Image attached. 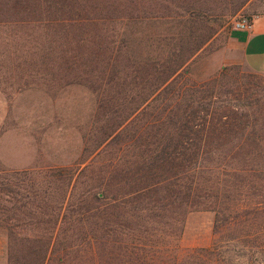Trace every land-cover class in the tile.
Masks as SVG:
<instances>
[{
    "label": "rangeland",
    "instance_id": "obj_1",
    "mask_svg": "<svg viewBox=\"0 0 264 264\" xmlns=\"http://www.w3.org/2000/svg\"><path fill=\"white\" fill-rule=\"evenodd\" d=\"M240 16H264V0H0V264L37 262L32 251H47L43 264L189 255L195 264H264V236L216 234L205 205L186 215L138 210L173 200L133 194V162L152 140L147 131L133 142L136 127L166 119L226 68L238 89L221 98L252 103L264 126V105L254 102L264 73L235 44Z\"/></svg>",
    "mask_w": 264,
    "mask_h": 264
},
{
    "label": "trees",
    "instance_id": "obj_2",
    "mask_svg": "<svg viewBox=\"0 0 264 264\" xmlns=\"http://www.w3.org/2000/svg\"><path fill=\"white\" fill-rule=\"evenodd\" d=\"M246 2L248 0H242V3ZM230 71L226 68L222 81L218 77L213 85L208 82L204 89L199 90L202 93L207 91L206 94L199 92L198 95V91H195L185 106L173 110L166 119L159 115L152 126L144 125L148 130L143 126H140L141 129L136 127L133 142L145 137L147 131L146 137L152 140L141 145L144 154L140 155L141 160L133 162V194L139 195L137 201L140 202L146 199L158 203L165 198L173 200L171 203L146 207L140 203L136 209H160L186 215L191 206L205 205L215 213L216 234L228 235L229 239L259 234L264 236V159H256L257 155L264 154L261 143L264 140V126L260 124L257 113L251 111L252 103L241 106L230 101L231 98H221L220 95L231 96L238 89L229 83ZM217 87L221 91L219 95L215 90ZM146 102L133 107V121L136 112ZM254 102L260 107L264 105V97ZM235 139L244 141L235 143ZM250 155H253L251 159ZM124 177L120 183L126 186L131 176ZM72 179L73 174L70 183ZM144 180H149V183ZM210 180L213 181V192L207 187ZM204 188L205 194L201 192ZM150 189L149 193L142 194ZM160 192L166 193L162 199L155 197ZM104 196L108 197L106 194ZM103 198L99 194L96 199ZM112 199L115 201L119 198L116 196ZM158 217L151 215L154 221ZM172 220L173 217L170 222ZM86 236L88 238L89 233ZM202 251L209 254L211 249L203 248ZM32 252L31 257L39 255L37 262L41 260L43 264L47 251L44 254L41 251ZM191 256H186L185 262L172 261L170 264H195L194 261L190 262ZM26 260L27 264H37L35 259Z\"/></svg>",
    "mask_w": 264,
    "mask_h": 264
},
{
    "label": "crops",
    "instance_id": "obj_3",
    "mask_svg": "<svg viewBox=\"0 0 264 264\" xmlns=\"http://www.w3.org/2000/svg\"><path fill=\"white\" fill-rule=\"evenodd\" d=\"M250 31H238L235 44L245 64L256 73H264V16L253 19Z\"/></svg>",
    "mask_w": 264,
    "mask_h": 264
},
{
    "label": "built area",
    "instance_id": "obj_4",
    "mask_svg": "<svg viewBox=\"0 0 264 264\" xmlns=\"http://www.w3.org/2000/svg\"><path fill=\"white\" fill-rule=\"evenodd\" d=\"M254 21L248 16H240L235 22V29L238 31H250L252 30Z\"/></svg>",
    "mask_w": 264,
    "mask_h": 264
}]
</instances>
